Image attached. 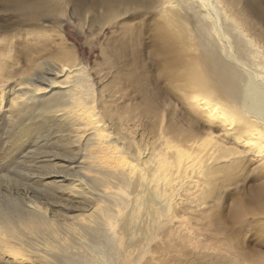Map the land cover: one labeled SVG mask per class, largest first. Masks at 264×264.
Instances as JSON below:
<instances>
[{
  "label": "bare ground",
  "instance_id": "bare-ground-1",
  "mask_svg": "<svg viewBox=\"0 0 264 264\" xmlns=\"http://www.w3.org/2000/svg\"><path fill=\"white\" fill-rule=\"evenodd\" d=\"M125 1L138 3L140 0ZM161 1L167 9L158 13L161 15L155 25L158 45L160 53L174 57L167 65L182 62L184 69L179 77L184 82L178 85V89L188 100V119H193L190 129L175 133L170 126L162 127L157 139L150 142L145 137L137 141L127 136L123 133L126 129L122 127L123 123L110 126L104 118L109 106L100 109L92 99L94 84L88 67L79 63L62 41L60 54L63 56L60 57L64 61L60 65L46 63L45 74L26 78L4 98L7 100L6 132L10 144H13L11 153L16 155L12 170L15 166L16 170L11 174L1 173L0 182L17 184L19 179L29 177L22 172L23 169L17 170L24 160L36 161L42 155L60 156L71 166H67L68 171L63 173L62 179L68 180L65 186L72 192L77 213L71 216L72 222H59L35 202L28 206L17 201L0 204V236L6 232L13 241L36 244L28 245L35 248L36 253L32 256L2 260L4 256L1 257L2 263L118 264L121 258L127 259L131 248L143 245L157 234L154 227L159 215L172 207L174 195L181 190L194 193L195 175L206 178V183L212 186L214 179L225 177L228 168L243 167V162L264 145V83L261 79H246L238 68L240 63L245 66L251 63L248 59L249 62L245 61L244 55H247L244 49L248 44L252 47V63L257 65L251 70L254 68L255 73L264 65L257 44L244 35L242 41L245 43L236 42L239 51V57L233 56L236 67L221 57L222 50L228 45L224 41L226 46L220 48L216 39L218 36L228 43L227 31L220 29L222 25H218L217 19L213 25L207 20L212 10L220 18L222 0H142L141 3L152 6ZM117 2L121 4L123 0L101 1L110 6ZM189 12H193V17ZM195 16L206 20L200 22L198 19L201 26L196 29L193 25ZM233 26L236 30L237 25ZM231 32L230 36L234 34L236 37L242 29L239 34ZM230 43L229 47H236L235 41ZM204 47L208 50L203 51ZM259 70L262 77V69ZM45 75L49 76L48 79ZM37 80H44L46 85L40 87ZM192 113L207 124L202 135L197 131L200 118L195 119ZM217 130L223 134L218 135ZM47 146H53L55 153ZM184 158H188V162ZM189 164L199 166L191 171L186 167ZM256 169L258 178L264 176V165ZM180 182L182 188H178ZM260 190L264 195V181ZM207 193L212 195L211 190ZM253 202L264 210V201L254 199ZM234 210L244 218L256 215L253 210ZM263 218L257 220L256 225L248 221L246 224L255 230L260 228L259 231L264 233ZM15 228H18L17 232H13ZM25 230H31V234ZM218 235L221 234L215 236ZM221 236L226 241V248L234 249L241 259L239 238L236 242L230 241L234 236L227 230ZM3 246L0 244L2 251L5 250ZM4 252L0 254L4 255Z\"/></svg>",
  "mask_w": 264,
  "mask_h": 264
},
{
  "label": "rangeland",
  "instance_id": "rangeland-1",
  "mask_svg": "<svg viewBox=\"0 0 264 264\" xmlns=\"http://www.w3.org/2000/svg\"><path fill=\"white\" fill-rule=\"evenodd\" d=\"M101 1L0 0V101H3V105L0 103V174H11L16 170V166L12 170L16 155L11 153L13 144H10L6 132L8 117L5 105L7 100L4 98L26 78L45 74L46 63L60 65L64 61L60 57L63 56L60 54L62 41L67 49H71L77 61L88 67L94 84L92 99L100 109L104 105L109 106L104 118L110 126L118 122L126 123L121 124L126 128L123 133L137 141L145 137L150 142L157 139L162 127L170 126L175 133L190 129L193 119H188V100L178 89V85L184 82L179 77L184 69L182 62L174 66L167 65L174 57L160 53L158 45L155 25L161 17L160 12L167 9L164 2L152 6L146 3V8L142 0L138 3L123 0L114 6L102 4ZM222 2L220 18L212 10L207 20L212 25L219 22L218 25H222L220 29L227 31L229 40L235 41L236 47H229L230 41H222L216 35L220 48L226 46L224 43L229 47L222 50L221 57L236 66L233 63V56L239 57L236 42L247 37L257 44L261 52L258 55L264 58V0ZM180 12L184 14V10ZM198 19L199 16L194 17V29L201 26L200 22L206 21L199 19L201 21L198 22ZM233 24L237 25L238 31L242 29L241 36H230ZM237 29L232 31L238 33ZM207 42L210 43L209 39ZM247 46L250 48L245 47L247 50L244 51H247L250 58L244 54L245 61L252 63V47L249 44ZM206 49L204 47L203 51ZM251 63H248V67L240 63V73L246 79H261L264 83V65L259 67L262 69V78L259 68L255 73L254 68L251 70V67L257 66ZM46 75L45 79H48ZM44 80H37L40 87L46 85ZM192 116L200 118L195 113ZM111 117L115 120H110ZM198 122L197 131L201 133L207 129V124L203 118ZM215 132L223 134L220 130ZM55 139L52 138V141ZM53 148L47 146V149L55 153ZM45 157L42 155L36 161L24 160L27 162L23 161L17 168L29 175L27 180L19 179L17 184L0 182V204H13L17 201L22 206H28L35 202L56 221L72 222L71 216L77 213L74 208L76 203L71 196L72 192L65 186L68 180L62 179L70 164L60 156ZM251 157L243 162L241 168H228L225 177L214 179L212 186L206 183V178L195 175V194L181 190L174 195L172 207L164 215H159L157 226L154 227L157 234L143 245L131 248L127 259L121 258L123 261L120 260L118 264H237V260L238 264H264V233L259 231L260 228L255 230L246 224L248 221L256 225L257 220L264 217V210H260L257 202H253L254 199L264 201L260 190L264 176L258 178L256 169L264 165V145L256 149ZM184 159L188 162V158ZM191 165H186L191 171L199 166ZM72 167L75 166L72 164ZM179 185L178 188H182V182ZM207 190H211L212 195L209 196ZM236 208L247 209V212L253 210L256 215L244 218L234 212ZM17 229L13 232H17ZM225 230L234 236L230 241L236 242L239 238V252L243 259L238 258L234 249L231 251L226 248V241L221 236ZM25 231L31 234V230ZM153 231L151 229V235ZM0 238V244L6 250L0 249V253L5 251L4 255L0 254V264L4 256L2 260L14 256L29 257L36 253L34 247L28 246L36 244L13 241L6 232Z\"/></svg>",
  "mask_w": 264,
  "mask_h": 264
}]
</instances>
